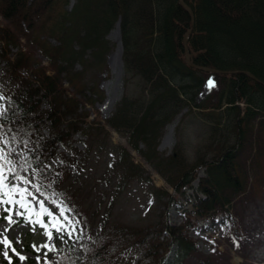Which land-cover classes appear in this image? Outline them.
<instances>
[{
	"label": "trees",
	"instance_id": "obj_1",
	"mask_svg": "<svg viewBox=\"0 0 264 264\" xmlns=\"http://www.w3.org/2000/svg\"><path fill=\"white\" fill-rule=\"evenodd\" d=\"M184 2L194 14L193 26L180 0H75L71 7L69 0H0L4 23L0 26V85L6 101L0 126L9 143L26 152L16 172L26 171L43 197L64 200L88 233L80 248L81 259L74 253L64 254L54 264H115L122 257L128 264H179L181 257L195 249L185 226L170 223V200L154 223L136 226L103 219L91 232L86 212L66 184L71 168H81L108 148L101 128L85 120L79 102L94 105L104 98L98 84H89L82 76L88 67L107 69L105 57L112 46L106 36L118 21L124 92L105 119L109 127L199 217L212 215L246 191L247 174L237 156L252 129L250 120L264 112V0ZM191 27L190 60L221 72H204L186 63L184 36ZM14 39L24 40L41 55L46 69L37 67ZM78 64L81 70L76 69ZM235 68L247 70L258 80L226 72ZM210 77L216 86L199 99ZM59 82H66L79 102ZM194 111L205 127L196 156L188 158L181 141L169 154L160 151L165 127L182 113L176 126L179 134ZM259 129L264 136V121ZM76 134L83 137L79 140L83 149L76 146ZM111 151L110 169L119 181L144 179L127 155L116 148ZM200 170L205 172L202 177ZM151 187L157 196L159 189Z\"/></svg>",
	"mask_w": 264,
	"mask_h": 264
},
{
	"label": "rangeland",
	"instance_id": "obj_2",
	"mask_svg": "<svg viewBox=\"0 0 264 264\" xmlns=\"http://www.w3.org/2000/svg\"><path fill=\"white\" fill-rule=\"evenodd\" d=\"M69 2L71 7L75 0H69ZM0 26L4 27L1 18ZM106 37L112 46L105 57L107 69L103 67L102 71H97L88 67L82 76L85 82L98 84L99 89L104 92L102 101H96L94 105L79 102L69 85L66 82H59L61 89L79 102V108L85 115V120L99 126L107 140L108 148L103 154L91 156L82 166L80 165L81 168H71L72 172L66 178V184L73 191L77 203L90 220L91 232L97 230L98 224L103 219H107L110 223L136 226L154 223L161 211L165 209L164 203L170 200L173 203L168 213L170 223L185 226L187 236L195 243V249L181 257L179 264H264V154L262 153L264 136L258 132L259 119L251 124L252 130L248 133L244 147L237 156L242 165V171L247 174L246 191L234 196L230 204L217 209L212 215L198 217L194 214L193 207L188 202H183L182 195L176 193L138 153L128 146L126 140L106 123L105 119L109 117L124 92L123 46L117 23ZM15 40L16 45L31 56L37 67L46 69L47 61L41 55L31 51L24 40ZM16 51V48H12V52ZM76 69L81 70V66L78 64ZM209 80L215 85L212 77ZM209 80L200 90L199 99L204 98L216 86L209 89L206 86ZM0 97H3L1 85ZM0 106L6 109L4 97L0 99ZM185 111L187 109L183 112ZM181 114L165 127L158 149L169 154L176 143L181 141L187 157L191 159L196 156L195 149L204 138L205 127L197 111H194L190 114L189 121L183 122L178 134L176 126ZM82 138L79 134L74 136L79 149H83L79 142ZM0 147H4L5 151L14 150L10 157L14 166L26 155L22 148L10 143ZM29 147L32 146L29 145ZM115 148L127 155L141 169L144 176L141 182L118 180L116 174L110 169L114 152L111 150ZM60 151L62 152V149ZM19 175L27 178V172L22 171ZM204 175V170H200L199 177ZM197 183L198 179L194 180L193 185ZM12 184H20V181L9 180L10 187ZM151 185L159 189L160 193L157 196ZM21 187L28 188L32 193L28 199L37 212L40 211L38 201H43L44 207L57 217H59L57 205L67 208L68 211L64 215L75 225V232L71 238L64 235L61 240L55 229H50L52 239L48 240L43 234V228L37 224H28L25 218L15 215L16 211H24L18 205H0V217L7 215L2 209L12 208L13 220L19 221V223L9 224L7 220L0 219V233H4L0 239L6 236L11 241V247L6 249L11 264H54L60 256L71 253L81 259L80 248L86 243L88 233L71 207L61 198L49 200L41 196L31 185L22 184ZM15 199H20L19 195L15 196ZM42 219L45 223L49 221L48 216ZM5 229H7L6 232ZM46 243L55 245L56 251L49 252L47 248L41 247ZM13 248L27 259L21 261L12 251ZM4 250V245L0 244V264H9V259L2 254ZM46 252L47 256L44 255ZM174 257V253L169 256L170 260ZM115 264H128V262L122 257Z\"/></svg>",
	"mask_w": 264,
	"mask_h": 264
},
{
	"label": "snow or ice",
	"instance_id": "obj_3",
	"mask_svg": "<svg viewBox=\"0 0 264 264\" xmlns=\"http://www.w3.org/2000/svg\"><path fill=\"white\" fill-rule=\"evenodd\" d=\"M209 89L214 87V82L209 80L206 85ZM3 99V97H0ZM5 110L2 106H0V115H3ZM15 140V137L12 138ZM9 140L6 137V134L3 131V127L0 126V145H7ZM14 150L5 151L4 147H0V205L3 204H16L20 209L24 211H16L15 215L25 218V222L28 224H37L41 228L44 229V235L48 238V240L52 239V232L50 229H55L56 233H58V238L63 240L64 235H67L71 238L75 232V225L68 219L67 216L64 215L67 208L57 205L59 208V217L53 215L52 212H49L48 209L44 207L43 201H38L40 211L37 212L32 206L31 201L28 197L32 196V193L28 188L21 187L22 184H28L32 187L36 188V191L39 192L40 188L32 182V180L17 174L16 167L14 166V162L10 157L12 156ZM9 174H11V180H18L20 184H12L9 186ZM19 195L20 199H15V196ZM55 203V202H53ZM3 212L7 213V215L0 217V219H5L9 224L19 223V221L13 220V209L12 208H4ZM48 216L49 221L45 223L42 217ZM34 230V229H33ZM7 229H5V232ZM4 235V233H0V236ZM0 244H3L5 250L2 252L3 256L6 259H9V264H11V259L8 256V251L6 249L11 247V241L4 236V239H0ZM41 247L47 248L49 252L56 251L55 245L44 244ZM12 251L19 257L21 261L27 259L26 257L20 255L13 248ZM47 256V252L44 254Z\"/></svg>",
	"mask_w": 264,
	"mask_h": 264
},
{
	"label": "water",
	"instance_id": "obj_4",
	"mask_svg": "<svg viewBox=\"0 0 264 264\" xmlns=\"http://www.w3.org/2000/svg\"><path fill=\"white\" fill-rule=\"evenodd\" d=\"M180 4L185 8V10L190 14L191 16V23H192V26H193V23H194V14L191 10V8L184 2V0H180ZM192 31V27L190 29H188L185 37H184V47H185V60H186V63L192 67V68H195V69H199V70H205V71H211V72H218V70H215V69H210V68H206V67H202V66H199V65H196L194 63H192V61L190 60V56L188 54V51H187V39H188V35L191 33ZM253 78L254 75H253Z\"/></svg>",
	"mask_w": 264,
	"mask_h": 264
},
{
	"label": "bare ground",
	"instance_id": "obj_5",
	"mask_svg": "<svg viewBox=\"0 0 264 264\" xmlns=\"http://www.w3.org/2000/svg\"><path fill=\"white\" fill-rule=\"evenodd\" d=\"M203 67V66H202ZM207 68V67H206ZM210 69H212V68H210ZM197 70H199V69H197ZM215 70H217V69H215ZM201 71H204V72H210V71H205V70H201ZM218 72H221L220 70H218ZM226 72H231V73H233V74H237V73H242V74H247L249 77H251V78H253V74L252 73H250V72H248L247 70H242V69H240V68H235L234 70H230V71H226ZM255 77V76H254ZM253 79H255V81L256 80H258L256 77L255 78H253ZM264 112H260V114H258L256 117H254L253 119H251L250 120V124H252L255 120H257V119H259V123H258V132H259V126H260V124H261V122L262 121H264V114H263ZM252 130V129H251Z\"/></svg>",
	"mask_w": 264,
	"mask_h": 264
}]
</instances>
